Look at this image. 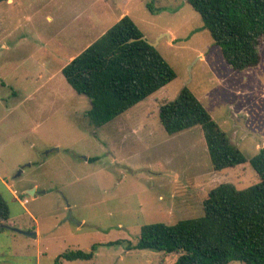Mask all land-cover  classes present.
<instances>
[{
    "label": "rangeland",
    "instance_id": "1",
    "mask_svg": "<svg viewBox=\"0 0 264 264\" xmlns=\"http://www.w3.org/2000/svg\"><path fill=\"white\" fill-rule=\"evenodd\" d=\"M124 16L177 77L97 127L62 69ZM261 54L258 67L233 70L186 0L0 3V194L11 216L0 229V264H54L76 250L94 257L62 264H172L179 254L127 245L143 226L202 216L222 183H259L249 161L264 141V46ZM185 87L245 164L217 172L200 127L165 132L159 109Z\"/></svg>",
    "mask_w": 264,
    "mask_h": 264
},
{
    "label": "trees",
    "instance_id": "2",
    "mask_svg": "<svg viewBox=\"0 0 264 264\" xmlns=\"http://www.w3.org/2000/svg\"><path fill=\"white\" fill-rule=\"evenodd\" d=\"M186 1L200 15L233 70L241 72L260 65L264 0ZM143 36L135 22L124 16L62 69L73 90L89 99L91 108L86 115L93 125L108 124L176 79L172 66ZM159 118L169 135L200 127L217 172L248 161L187 87L160 107ZM249 163L259 183L243 190L231 183L218 185L204 200L202 216L174 225L143 226L138 242L128 244L127 250L179 254L172 264H264V148ZM10 217L0 194V229ZM93 257V252L69 251L54 264Z\"/></svg>",
    "mask_w": 264,
    "mask_h": 264
},
{
    "label": "water",
    "instance_id": "3",
    "mask_svg": "<svg viewBox=\"0 0 264 264\" xmlns=\"http://www.w3.org/2000/svg\"><path fill=\"white\" fill-rule=\"evenodd\" d=\"M143 39L146 40L145 37H143ZM151 45L154 46V47H156L155 44H151ZM258 139L260 140V149L261 148H264V141H263V139L260 138V137H258ZM27 193L28 194H32V191H28ZM18 232L21 233V234H24V235L31 236V237H35L36 236L35 233H31V232H22V231H18Z\"/></svg>",
    "mask_w": 264,
    "mask_h": 264
},
{
    "label": "crops",
    "instance_id": "4",
    "mask_svg": "<svg viewBox=\"0 0 264 264\" xmlns=\"http://www.w3.org/2000/svg\"><path fill=\"white\" fill-rule=\"evenodd\" d=\"M11 1V0H10ZM91 45V44H90ZM75 57L70 58L69 62H71Z\"/></svg>",
    "mask_w": 264,
    "mask_h": 264
}]
</instances>
